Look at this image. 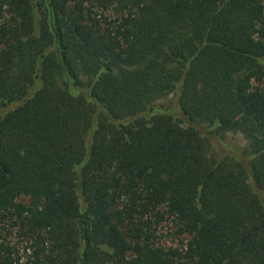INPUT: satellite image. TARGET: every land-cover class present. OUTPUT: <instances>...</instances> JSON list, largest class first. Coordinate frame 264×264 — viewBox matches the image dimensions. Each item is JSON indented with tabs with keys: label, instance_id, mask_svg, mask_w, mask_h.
<instances>
[{
	"label": "trees",
	"instance_id": "trees-1",
	"mask_svg": "<svg viewBox=\"0 0 264 264\" xmlns=\"http://www.w3.org/2000/svg\"><path fill=\"white\" fill-rule=\"evenodd\" d=\"M0 264H264V0H0Z\"/></svg>",
	"mask_w": 264,
	"mask_h": 264
},
{
	"label": "rangeland",
	"instance_id": "rangeland-1",
	"mask_svg": "<svg viewBox=\"0 0 264 264\" xmlns=\"http://www.w3.org/2000/svg\"><path fill=\"white\" fill-rule=\"evenodd\" d=\"M157 105L159 106L160 105L162 106L170 105V98H165V99L160 100L157 103ZM222 141L225 147L233 148V149L237 147H244L246 146V143H247L240 133H233V132H228ZM227 148H225L224 150H226ZM210 153H215V152L212 151Z\"/></svg>",
	"mask_w": 264,
	"mask_h": 264
}]
</instances>
